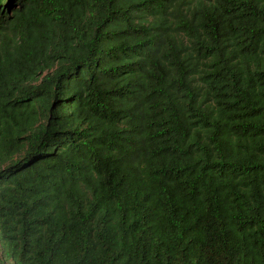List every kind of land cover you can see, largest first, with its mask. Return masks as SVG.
<instances>
[{"label": "trees", "instance_id": "trees-1", "mask_svg": "<svg viewBox=\"0 0 264 264\" xmlns=\"http://www.w3.org/2000/svg\"><path fill=\"white\" fill-rule=\"evenodd\" d=\"M0 264H264V0H0Z\"/></svg>", "mask_w": 264, "mask_h": 264}]
</instances>
